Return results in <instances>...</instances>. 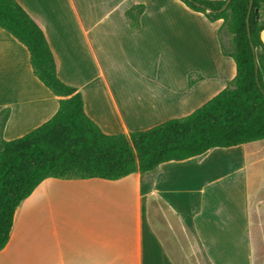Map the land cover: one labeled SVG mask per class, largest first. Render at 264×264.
Returning <instances> with one entry per match:
<instances>
[{
  "label": "crops",
  "instance_id": "1",
  "mask_svg": "<svg viewBox=\"0 0 264 264\" xmlns=\"http://www.w3.org/2000/svg\"><path fill=\"white\" fill-rule=\"evenodd\" d=\"M16 1L44 32L60 80L82 94L86 114L106 135L187 116L236 75L222 51V22L179 0ZM136 6L144 10L133 30L127 13ZM261 38L264 43V30ZM58 109L59 98L35 77L27 49L0 29V114L9 112L0 137L21 138ZM247 145L200 157L207 163L247 155ZM259 157L253 189L240 166L220 177L233 178L234 187L223 184L218 198L206 190L217 184L214 178L193 186L188 169L199 157L117 181L47 179L17 209L0 264H184L194 256L204 264H264Z\"/></svg>",
  "mask_w": 264,
  "mask_h": 264
},
{
  "label": "trees",
  "instance_id": "2",
  "mask_svg": "<svg viewBox=\"0 0 264 264\" xmlns=\"http://www.w3.org/2000/svg\"><path fill=\"white\" fill-rule=\"evenodd\" d=\"M179 1L211 22L222 21L219 32L232 36L231 51L221 45L222 51L233 59L235 77L187 116L129 135H106L86 114L82 94L58 77L42 29L16 0H0V29L27 49L35 77L59 98L58 112L39 128L11 141L0 137V252L10 241L17 209L47 179L117 181L166 162L264 140V0H253L251 38V0H230L222 12L228 0ZM143 10L136 6L127 13L133 30ZM8 115L0 114V136Z\"/></svg>",
  "mask_w": 264,
  "mask_h": 264
},
{
  "label": "rangeland",
  "instance_id": "3",
  "mask_svg": "<svg viewBox=\"0 0 264 264\" xmlns=\"http://www.w3.org/2000/svg\"><path fill=\"white\" fill-rule=\"evenodd\" d=\"M222 22V21H219ZM219 37H220V42L221 45H223L226 49V51H231L232 48V36L227 32L226 29H223L221 32H219ZM127 70H129L127 67H123L120 72L121 73H127ZM260 147V149L257 151V155H254L253 152V148L256 147ZM245 150H247V152L249 151V154L247 155H242L241 153L238 152L237 153H233V154H229L225 157H223L220 160H212L210 162L205 163V159L206 158H202L199 157L197 158V160H195V162H193V166H191V168L188 169L192 171V174L194 176L193 179V186H201L206 184V181H210L211 179L214 178V180H217L216 183L217 184H213L209 183V187L206 189L209 196L213 197L216 196L217 198L219 197L220 193L224 190L223 188V184H226L227 182H229V184L231 186H233V178H228L227 181H221L220 177L223 176V174H229L230 172H233L234 169L238 168V167H242V166H246V170L243 171V173L247 174V176L250 175V179L248 178V182L251 186V189H253L254 184H255V178L253 177V174L255 173L254 170V163L256 162L255 160L259 159L260 154L263 156L264 158V144L260 145L259 143H254V144H250L247 145ZM243 154V153H242ZM203 164V165H202ZM260 167V164H258V168ZM262 168V165H261ZM259 170V175H260V169ZM250 172V174L248 175V173ZM258 174V173H257ZM252 175V176H251ZM200 176L201 178L198 179L197 177ZM218 180H220V182L218 183ZM258 182H260V176H258ZM239 184V190H243V184L244 183H238ZM228 185V184H226ZM237 185V183H236ZM234 187V186H233ZM232 188V187H231ZM216 200V199H215ZM217 201V200H216ZM150 218L153 220L155 219L152 215L150 216ZM258 253L260 255H263L264 253V246L258 247ZM183 264V263H181ZM184 264H204L202 263V261L197 260V257L194 256L193 260L191 262H186Z\"/></svg>",
  "mask_w": 264,
  "mask_h": 264
},
{
  "label": "water",
  "instance_id": "4",
  "mask_svg": "<svg viewBox=\"0 0 264 264\" xmlns=\"http://www.w3.org/2000/svg\"><path fill=\"white\" fill-rule=\"evenodd\" d=\"M229 3H230V0L227 1L226 5L223 7L221 12L224 11L227 8ZM252 5H253V0H251V2H250L249 14H248V17H247V29H248L249 38H251L250 27H249V17H250V12L252 10ZM256 12H257V9H256ZM251 47H252L253 52H255V48H254V45H253L252 42H251ZM257 69H258V67H256V71H257Z\"/></svg>",
  "mask_w": 264,
  "mask_h": 264
}]
</instances>
